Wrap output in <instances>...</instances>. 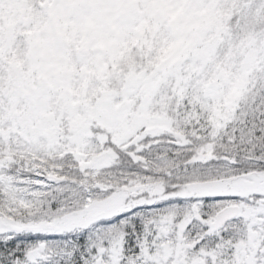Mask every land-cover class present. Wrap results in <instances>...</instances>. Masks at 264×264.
<instances>
[{"label": "snow or ice", "instance_id": "snow-or-ice-1", "mask_svg": "<svg viewBox=\"0 0 264 264\" xmlns=\"http://www.w3.org/2000/svg\"><path fill=\"white\" fill-rule=\"evenodd\" d=\"M0 264H264V0H0Z\"/></svg>", "mask_w": 264, "mask_h": 264}]
</instances>
